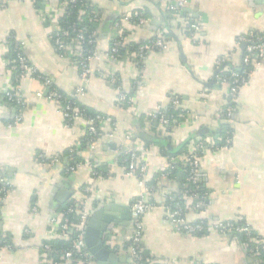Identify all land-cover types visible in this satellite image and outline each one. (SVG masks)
Masks as SVG:
<instances>
[{"label":"crops","instance_id":"1","mask_svg":"<svg viewBox=\"0 0 264 264\" xmlns=\"http://www.w3.org/2000/svg\"><path fill=\"white\" fill-rule=\"evenodd\" d=\"M50 1L57 4L59 0ZM178 1L89 0L103 15L98 28L102 52L110 48L113 24L128 10L150 13V24L137 32L134 41L150 40L161 29L170 33L166 51L149 52L139 68L133 61L120 67L124 91L136 100L131 112L117 106L112 84L94 74L83 85L79 71L56 53L50 39L52 24L39 12L46 6L32 0H0L1 56H7L2 47L8 40L23 44L24 56L52 80L53 89L74 95L83 87L85 94L77 97L78 102L91 112L111 117L116 128L112 134L113 127H108V137L88 147L83 125L66 126L61 103L50 100L49 89L31 76L14 85L24 101L22 109L2 102L4 91L13 87L14 75L0 62V177L13 188L0 198V239L9 242L0 249V264H42V247L53 228L52 219L71 202L86 204L91 214L108 207L105 214L117 219L105 241L109 254L92 259L91 264H131L125 240L131 231V205L140 197L155 205L143 218L147 258L179 264H259L232 237L214 231L193 236L174 227L168 217L171 199L166 195L180 192L182 176L177 182L169 178L180 156L164 155L169 148L163 149L156 141L165 132L160 125H152L149 114L167 110L172 98L179 97L187 120L168 133L172 152L203 129L206 138L200 139L211 144L221 124L230 125V146L217 151L207 148L199 159L198 184L209 194L207 200L187 202L183 214L191 223L244 220L264 241V67H258L240 89L231 119L219 113L230 102L228 88L217 85L221 60L228 59L229 70L242 68L246 47L237 45L238 39L264 33V0H186L174 12L170 5ZM197 20L201 32L193 41L188 32ZM16 120L19 123L13 124ZM132 148L147 166L145 182L153 189L147 194L137 178L126 175L125 157ZM71 154L91 158L99 166L100 177L93 181L86 167L67 172L64 165ZM40 156L61 162L51 165L41 162Z\"/></svg>","mask_w":264,"mask_h":264},{"label":"built area","instance_id":"2","mask_svg":"<svg viewBox=\"0 0 264 264\" xmlns=\"http://www.w3.org/2000/svg\"><path fill=\"white\" fill-rule=\"evenodd\" d=\"M35 4L39 2L43 4V9L39 10L43 20L52 24L50 39L56 53L65 60H69L73 68L79 71L80 79L85 85L89 82L91 76L94 74L99 78L106 80L115 87L117 106L122 109L134 112L136 108V100L133 95L127 94L124 91L123 84L120 79V67L123 63L133 61L139 68L142 60L149 52H163L169 48L170 38L166 36V31L161 29L155 36L147 41L136 42L135 36L138 31L145 28L150 24V18L146 15L144 10H128L125 12L121 19L112 26V34L110 38V48L106 52L98 49V30H88L77 26V24H65L61 22V18L67 14L66 6L80 4L79 17L86 14L85 0H67L57 4L52 3L50 0H32ZM186 3V0H179L171 4L170 9L178 12ZM92 20L100 24L103 21V15L94 14ZM130 25V30L127 24ZM201 32V22L194 21L189 28V38L196 41ZM11 41V42H9ZM14 41V40H13ZM12 40H8L7 45L2 48L7 53L6 57L1 56L0 46V62H4L9 66L11 74L15 75L16 82L28 76L43 83L44 88L49 89L48 98L50 100L61 103V111L65 118L66 126H72L75 123H81L87 134V146L92 147L95 145L97 139L107 136V128L113 127V132L116 133L115 121L108 116L99 114L96 116H89L82 110L73 100L65 98L58 90L52 89V80L40 74L26 59L23 52V44L14 42L17 53L15 58L9 57ZM130 43L134 44L136 49H132ZM246 45L242 68L240 70H229L226 66L228 59H223L219 62L217 77V85L219 87L228 88L229 104L219 109L220 115L225 119H231L237 109V102L240 89L247 84L248 80L254 71L263 66L264 67V35L250 34L246 37L238 39L237 45ZM90 46V47H88ZM97 63L95 66L94 63ZM12 80V82H13ZM85 90L79 87L72 98L83 96ZM3 97H7L12 103L17 106H24V101L20 95L18 88L13 87L4 91ZM2 97V98H3ZM180 99L175 96L171 100L172 108L178 110V116H168L161 108L156 113L149 114L151 122L157 121L162 129L167 127L173 129L181 126L183 123H178L177 117L184 116V111L180 108ZM19 120L14 121L17 124ZM111 132V131H110ZM212 142V140H211ZM214 143H211V145ZM230 138L226 140V145L223 148L230 146ZM206 141L200 138L190 142L189 155H182L179 157L180 163L183 167H190L187 171V182L181 190L182 199L181 203L175 204L173 209L169 211V219L172 221L174 227L188 235L198 236L199 234H206L208 232H218L224 236L232 237L236 233L250 234L249 227L236 226L232 222H207L201 220L196 223H191L185 219L183 214L187 202L192 201L198 197L195 190H192L191 185L196 186L198 183V175L200 170V157L197 156L199 151L207 149ZM211 148V147H210ZM220 150V149H218ZM217 151V150H215ZM126 159V175L128 177H135L139 181V185L143 189V194L153 191L152 186L145 182L147 166L143 161V157L136 148H132L127 153ZM41 162H47L51 165L60 163L57 158H49L46 160L45 156H40ZM86 167L91 172L93 181L100 177L99 166L93 162L91 158L83 159L73 165H70L67 172L74 173L77 169ZM12 185L9 181L0 177V198L3 199L12 191ZM208 193L205 195V200L208 198ZM168 199L173 198V193L166 195ZM155 209L152 202H148L144 197L138 198L131 205V231L126 237L125 248L127 250L131 264H179L173 260L159 259L156 257H146L143 254V232L144 224L143 218L150 211ZM91 211L86 204L79 202H71L65 211L57 213L52 219V230L49 234V239L43 244L42 264H51L52 256H56L53 264H91L93 257L87 250L85 244V231L87 222ZM76 215V220L72 216ZM109 239L112 231H108ZM110 235V236H109ZM57 238L61 241L70 244V248L60 253L57 249L53 248L48 243L50 239ZM250 242L258 245L255 249L249 251L252 256H258L260 250H264V242L259 241L258 238H250ZM8 246V245H7ZM5 246V247H7ZM248 247V245H245ZM1 249V248H0Z\"/></svg>","mask_w":264,"mask_h":264},{"label":"trees","instance_id":"3","mask_svg":"<svg viewBox=\"0 0 264 264\" xmlns=\"http://www.w3.org/2000/svg\"><path fill=\"white\" fill-rule=\"evenodd\" d=\"M67 0H59V2H65ZM86 1V14L84 16H81L79 17V10H80V4H76V5H67L66 6V13L65 16L63 18H61V22L65 23V24H77V26L79 27H82V28H85V29H88V30H98L99 28V24L95 23L93 20H92V17L94 16V14H100L102 15V12L100 10H96L92 5L91 3L89 2V0H85ZM37 4H40L39 2L36 3ZM146 15L148 17H150V13L147 11V10H144ZM257 35H264L263 34H257ZM166 36L168 38H170V33H168L166 31ZM129 45L132 46V49H136V47L134 46V44L130 43ZM90 47V46H88ZM15 49V45H14V41H12L11 43V48H10V54H9V57L11 58H15L17 56V53L14 51ZM15 76V75H14ZM15 79V77H14ZM16 81H14V85H16ZM53 89V88H52ZM65 98H70L71 100H73L82 110H84L86 112L87 115L89 116H96V115H99V113H96V112H91L89 111L87 108L83 107L77 100V98H72V95H67L61 91H59ZM2 99V102L4 103H8L12 106H15L17 107L18 110L22 109L23 107L22 106H17L15 103H12L8 100L7 97H3L1 98ZM165 113L170 116V115H174L175 117L178 116V114L180 113L178 110L169 107L167 110H164ZM187 120V117L186 116H182L181 118H178L177 117V121L178 123H185ZM152 125L153 126H157L159 125V123L157 121H153L152 122ZM165 134H159L157 136V141H156V144H159L163 147V149H165V147L168 149V151H164V155H169V157H173V158H177L179 156H182V155H189L190 151H189V145H190V142L195 140L196 138H206L204 135H197V134H193L191 137H189L187 139V141L181 145H179L178 148H176V151H171V145L169 143V140H170V134L168 135V133H171V128L167 127V129H163ZM219 134H217L218 136H215V139L212 140V143L214 144H207V148H210L211 150H218V149H221L222 147H224L226 145V140L231 138L232 137V128H230V125L227 124V123H222L220 128H219V131H218ZM166 135V136H165ZM217 137V138H216ZM165 146V147H164ZM203 154V151H199L197 156L201 157ZM190 156V155H189ZM126 159L128 158V156L125 157ZM83 159L81 157H79L78 155L76 154H71L70 157L68 158L67 160V163L64 165V169L67 171L68 167L70 165H73L77 162H80L82 161ZM173 170L171 171V174L169 175V178L170 179H174L176 182L178 181V176L179 174L182 176L181 177V183H180V192L178 193L177 191L174 192V196H173V199H171L169 201V203L171 204L172 208L175 206V204L177 203H181L183 201L182 199V194H181V190H183V186L184 184L187 182V171L190 170V167H186L184 168L182 163L174 166L173 165ZM191 188L192 190H195L198 194V197L196 199L193 200V203L194 204H197V203H201V202H205V195L207 193L206 190H203L200 185L197 183L196 186H193L191 185ZM184 202V201H183ZM69 207V204L68 206ZM67 207L65 209H62V211H65L67 209ZM61 211V212H62ZM73 219L76 220V215L75 216H72ZM233 224H235L236 226H243V227H249L251 232L250 234H246V233H236L234 234V236H232V238L236 239L239 243L242 244V246L245 247L246 251L248 252V254L250 256H252V254L249 253V251L251 249H255L256 246L258 245H255L253 243L250 242V238H258L259 241H262V238L261 236L255 232L248 224H246V222H244V220H239L237 222H232ZM203 234V233H202ZM201 235V234H199ZM49 244H51V246L55 249H57L60 253H62L63 251H66L70 248V244L67 243V242H64V241H61L57 238H54V239H50L48 241ZM9 245V242L3 239H0V248H3L5 246ZM245 245H248V247H246ZM144 254V253H143ZM145 256V254H144ZM256 259L258 261L259 264H264V250H260V253L258 256H256ZM53 260H56V256H52V260H51V264H53Z\"/></svg>","mask_w":264,"mask_h":264},{"label":"water","instance_id":"4","mask_svg":"<svg viewBox=\"0 0 264 264\" xmlns=\"http://www.w3.org/2000/svg\"><path fill=\"white\" fill-rule=\"evenodd\" d=\"M152 22L155 23L156 20ZM245 47L246 45L244 44L243 48ZM205 132L206 129L200 130L197 135H204ZM142 138L146 141H152L150 138H145L144 136H142ZM128 208L130 209V207ZM106 210H108V207L103 208L102 211L92 212L87 222L85 244L90 253V257H93L94 260L102 259L103 256L109 254L108 250L105 248V237L110 226L112 224L115 225L117 222L114 216L105 214Z\"/></svg>","mask_w":264,"mask_h":264}]
</instances>
